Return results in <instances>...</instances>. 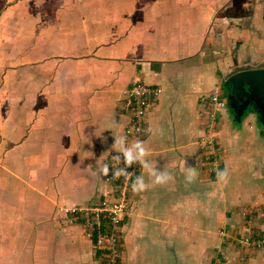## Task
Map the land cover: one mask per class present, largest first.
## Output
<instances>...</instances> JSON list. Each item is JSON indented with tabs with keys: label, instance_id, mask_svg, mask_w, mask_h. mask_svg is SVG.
Listing matches in <instances>:
<instances>
[{
	"label": "crops",
	"instance_id": "0c3cea01",
	"mask_svg": "<svg viewBox=\"0 0 264 264\" xmlns=\"http://www.w3.org/2000/svg\"><path fill=\"white\" fill-rule=\"evenodd\" d=\"M250 68H264V0H0V264H104L96 234L65 209L102 199L99 167L118 154L115 136L143 141L146 159L172 175L154 184L141 166L148 187L124 217L129 242L133 228L157 229L163 242L170 228L202 227L201 152L217 132L229 176L206 184L215 202L225 196L210 225L251 238L248 226H261L259 250L227 241L225 261L264 264V109L239 112L226 98L207 134L202 99ZM135 82L163 89L141 138L126 133ZM143 253L132 249L128 263Z\"/></svg>",
	"mask_w": 264,
	"mask_h": 264
},
{
	"label": "rangeland",
	"instance_id": "374dc122",
	"mask_svg": "<svg viewBox=\"0 0 264 264\" xmlns=\"http://www.w3.org/2000/svg\"><path fill=\"white\" fill-rule=\"evenodd\" d=\"M234 73L228 74L227 77H225V81L221 83L222 92H226L225 98L230 100V103L233 101V103L235 104V107L233 108H236L237 111L242 109L244 105L250 103L261 108V102L264 101V99H262L261 101V96L249 92L245 87H241L239 91L231 93L232 85L231 83H227V81ZM254 124H256L255 121ZM217 134L218 132L214 133L213 135L211 133L213 143L215 144V151H212L210 147L204 146L205 144H203L201 152L202 170L205 173H203V191L201 192L200 197L201 214H199L201 216L202 227L193 228L191 225H187V227L185 228H170L169 230H166L165 234H169V236L167 239H163V242L162 238L158 235V233H156L158 231L157 229H148L144 227L140 229L133 228L131 233L133 235V238L130 243L128 240V231L130 232L132 225L130 226V224L127 223L129 221H123L122 228L124 230L123 234H125V239L123 241L124 246L121 254L122 259L120 257L119 264H129L128 257L130 256L132 249L136 248L141 249L145 252V254L143 253V255H145V258L141 259L138 264H162V262L164 261H167L166 264H227V262L225 261V256L228 252V248L230 247L227 241H233V245L236 248L243 247V243L246 245V247L252 248L253 250H259L261 248V226H248L249 228L245 230V233H248L247 235H251V238L250 236L242 237L241 231L243 230L241 228H237V231H240L237 233L235 232V227L233 228L234 231L231 229L232 226L226 228V226L216 227L214 225H210L211 219H213L211 212L215 211L216 208H218V210L223 209V201L225 199V196H220L222 200L219 197L216 198L215 202V194L211 193L208 195L207 193H205L206 190L213 191V189H209L206 184L216 181V169L219 168L221 164V155L219 154L218 149L220 147V144ZM215 160H217L218 166L216 165ZM135 166H138L136 171L137 175H139L141 165L137 163L135 164ZM109 168L111 171L112 167L109 166ZM134 194L135 192L131 189L129 211V213H131V215H129L130 217L132 216L133 212L131 210L133 209L132 204H134ZM252 198L256 201V203H258V200H260V198L257 196ZM218 202L221 203L218 204ZM256 207L257 206H255V208ZM247 214H252L253 216H256V218L259 217V219L261 218V211L259 212L258 210H255L253 212L247 211ZM169 215L171 219L177 216L176 212ZM246 220H249V216H247ZM79 221L80 219L70 222L77 223ZM249 222L255 225L254 222ZM156 234L159 237H153V235ZM177 234H180L183 237L180 239V241ZM146 237L150 238L149 241L146 240ZM247 237L250 238V241L248 242L246 241ZM147 242H149V244H146Z\"/></svg>",
	"mask_w": 264,
	"mask_h": 264
},
{
	"label": "built area",
	"instance_id": "2783aa9c",
	"mask_svg": "<svg viewBox=\"0 0 264 264\" xmlns=\"http://www.w3.org/2000/svg\"><path fill=\"white\" fill-rule=\"evenodd\" d=\"M126 109L129 114V124L126 127L128 135L141 138L145 135L149 112L156 104L157 99L163 89L157 85L144 82H135L126 91ZM203 101L208 105L207 110V134L213 131V126L219 121V113L227 107V99L223 96L222 87L215 86L207 95L203 96ZM206 146L215 151L213 138H204ZM138 163V162H137ZM134 163L127 168L128 174L112 177V170L108 176H104L106 189L103 197L98 202L87 205H74L66 208L69 214V221H84L87 231L91 236L96 234V246L103 251L104 264H119L122 252V238L120 227L125 215L130 208V192L132 181L137 176V167ZM218 166L217 160H215ZM139 164V163H138ZM111 167H125L123 160L117 161L112 158ZM107 186H109L107 188ZM246 241H250L247 237Z\"/></svg>",
	"mask_w": 264,
	"mask_h": 264
},
{
	"label": "clouds",
	"instance_id": "9594fccd",
	"mask_svg": "<svg viewBox=\"0 0 264 264\" xmlns=\"http://www.w3.org/2000/svg\"><path fill=\"white\" fill-rule=\"evenodd\" d=\"M117 150L118 154L114 156L117 161L123 160L125 167L115 168L112 167V177H118L120 175L127 176V168L134 163H139L143 169L147 170L150 181L154 184H166L172 179L171 173L166 170H158L153 167L152 164L146 159L149 155V149L145 147L143 141L137 139L134 142H128L126 136H115V142L112 145ZM110 171L109 164L105 163L99 167V172L103 176H108ZM184 180L187 183H192L196 180L197 172L194 167H186L184 170ZM229 176V170L227 165L223 169H216V182L218 184L226 182ZM148 187L145 182L144 175H137L132 181L131 188L134 192L144 191Z\"/></svg>",
	"mask_w": 264,
	"mask_h": 264
},
{
	"label": "water",
	"instance_id": "95a60500",
	"mask_svg": "<svg viewBox=\"0 0 264 264\" xmlns=\"http://www.w3.org/2000/svg\"><path fill=\"white\" fill-rule=\"evenodd\" d=\"M227 83H231L232 85L231 93H235L239 91L241 87H245L249 92L261 96V101L264 99V68L238 71L228 79ZM230 105L235 107L233 101ZM246 106L247 105H244L243 108H246ZM239 112H242V110L240 109Z\"/></svg>",
	"mask_w": 264,
	"mask_h": 264
},
{
	"label": "flooded vegetation",
	"instance_id": "af4514ba",
	"mask_svg": "<svg viewBox=\"0 0 264 264\" xmlns=\"http://www.w3.org/2000/svg\"><path fill=\"white\" fill-rule=\"evenodd\" d=\"M263 102V103H262ZM261 102V108L264 109V101Z\"/></svg>",
	"mask_w": 264,
	"mask_h": 264
}]
</instances>
